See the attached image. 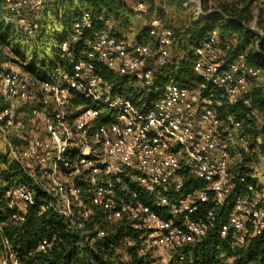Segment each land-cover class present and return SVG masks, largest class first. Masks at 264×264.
<instances>
[{
    "label": "built area",
    "instance_id": "1",
    "mask_svg": "<svg viewBox=\"0 0 264 264\" xmlns=\"http://www.w3.org/2000/svg\"><path fill=\"white\" fill-rule=\"evenodd\" d=\"M5 3V19L33 35L45 0ZM147 14L140 4L138 15ZM94 28L85 11L74 23L71 40L60 44L66 64L45 80L16 70L10 52L0 47V136L8 158L28 180H5L6 164H0V201L13 212L10 220L24 221L28 209L40 204L91 241L106 235L102 224L125 220L141 241L139 253H151L146 264H194L188 247L206 238L224 210L227 220L218 230L222 238L231 235L244 247L261 235L264 193L254 186L245 195L234 192L236 182L246 180L231 167L230 141L242 123L233 117L223 120L215 102L202 93L219 90L253 116L250 82L262 70L244 55L228 60L226 50L234 40L222 44L212 34L196 50L193 71L202 79L199 88L171 81L155 102L138 107L97 67L118 77L135 76L151 87L156 68L170 61L174 31L152 18V45ZM252 30L264 34L255 21ZM191 180L200 187L193 188ZM49 248L44 240L38 251ZM0 264H24L2 235V224Z\"/></svg>",
    "mask_w": 264,
    "mask_h": 264
},
{
    "label": "trees",
    "instance_id": "2",
    "mask_svg": "<svg viewBox=\"0 0 264 264\" xmlns=\"http://www.w3.org/2000/svg\"><path fill=\"white\" fill-rule=\"evenodd\" d=\"M201 1L206 13L198 17L186 7L184 0H45L42 10L47 19L44 23L40 22L33 35H28L23 30L21 34L20 28L5 19L6 3L0 0V47L8 48L12 61L15 63L17 59V64L25 72L45 80L53 70L66 64L61 56L60 44L71 40L74 23L85 11L91 13L95 30L107 31L126 39L137 32L139 34L134 41L152 45L155 40L150 35L149 27L150 20L156 17L174 31L175 40L169 63L156 68L151 87L135 76L118 77L105 66L97 67L100 76L114 85L118 93L131 98L138 107L155 102L171 81L187 88H199L202 79L193 71L196 50L212 34H217L222 44L234 40L226 50L228 60L244 55L249 63L264 73V34L252 30L255 21V27L264 33V2ZM140 4L148 9V14L143 17L138 15ZM80 51L77 50V53ZM221 94L219 90L207 89L202 97L215 102L223 120L233 117L242 123L240 132L252 152L248 154L242 151L243 162L239 161L236 171H240L246 180L237 181L234 192L245 195L249 186L262 192L255 177L258 159L253 153V145L256 143L254 139L260 138L264 146V90L255 89L251 93V109L255 111L253 116L247 115L249 108L243 104L232 105ZM2 163L6 164L5 180L28 181L21 167L0 151ZM188 184L193 188L201 185L192 180ZM12 214L5 201H0L2 235L10 239L24 264H146L151 258L150 252L139 253L141 241L125 220L112 225L102 224L107 229L106 235L91 241L92 237L88 240L62 216L52 211H42L40 204L31 206L22 222H12ZM226 220L227 210H224L206 238L188 247L194 264H264V231L242 247L234 243L231 235L221 237L218 230ZM96 223L101 222L97 219ZM44 240L48 241L50 248L38 251Z\"/></svg>",
    "mask_w": 264,
    "mask_h": 264
},
{
    "label": "rangeland",
    "instance_id": "3",
    "mask_svg": "<svg viewBox=\"0 0 264 264\" xmlns=\"http://www.w3.org/2000/svg\"><path fill=\"white\" fill-rule=\"evenodd\" d=\"M184 1H185L186 7L188 9H190L195 16L201 17L206 13L204 11V9L202 8V1L201 0H184ZM199 3H201V6ZM212 4H213V1L211 2L210 5H212ZM46 19H47V16L45 14V11L43 12V10H41L40 22L44 23ZM19 32L21 34H23L22 30H20ZM3 50L10 52V50L8 48H3ZM49 52H51V50ZM15 60H16L15 61L16 70L24 71V69L17 64L18 60L17 59H15ZM250 83H251L250 84V92L251 93L255 89L264 90V73H262L258 78L252 79ZM259 119L261 120V117ZM232 135L233 136H232V139L230 141V143H232V162H231L232 166L231 167H232V169L234 168L236 170V166L238 165L240 159L243 157L242 151L244 150L246 152V148L248 147V142L246 141L245 137L244 138L241 137L243 135L241 134L240 130H238L236 132L233 131ZM253 147H254L253 153H256V156L258 159L256 162V166H255V168L259 169L257 172V174L259 175L258 180L261 181L262 183H264V146L262 144V139H260V141L256 142L253 145ZM250 149L248 147V154L251 152ZM0 151L3 154L8 155V148L5 145L3 138L1 136H0ZM9 160L11 161V157H9Z\"/></svg>",
    "mask_w": 264,
    "mask_h": 264
},
{
    "label": "crops",
    "instance_id": "4",
    "mask_svg": "<svg viewBox=\"0 0 264 264\" xmlns=\"http://www.w3.org/2000/svg\"><path fill=\"white\" fill-rule=\"evenodd\" d=\"M138 34L139 33L136 32V33H134L133 35H131L128 38L134 41V40H136V37L138 36ZM255 170H256V177L258 178L259 175L257 174V172H258L259 169L256 168ZM258 186L262 189V193H264V183H262L261 181L258 180Z\"/></svg>",
    "mask_w": 264,
    "mask_h": 264
}]
</instances>
